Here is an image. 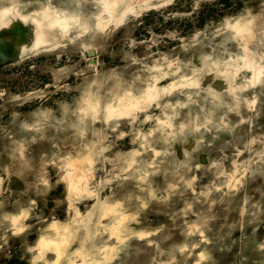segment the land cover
I'll return each mask as SVG.
<instances>
[{
	"label": "rangeland",
	"instance_id": "1",
	"mask_svg": "<svg viewBox=\"0 0 264 264\" xmlns=\"http://www.w3.org/2000/svg\"><path fill=\"white\" fill-rule=\"evenodd\" d=\"M112 2L0 0V264H264V0Z\"/></svg>",
	"mask_w": 264,
	"mask_h": 264
},
{
	"label": "bare ground",
	"instance_id": "2",
	"mask_svg": "<svg viewBox=\"0 0 264 264\" xmlns=\"http://www.w3.org/2000/svg\"><path fill=\"white\" fill-rule=\"evenodd\" d=\"M137 1H140V0H113V2H112V7H116V9L118 8V7H125V6H127V5H129L130 3H136ZM68 11V9L66 8V9H64V10H62V11H60L59 9H58V13H57V15L59 16V15H61V14H63V17H66V14H64V13H66ZM46 15H48V12H41L40 14H39V16L42 18V16H46ZM78 16H79V14H78ZM78 16H76V17H78ZM74 18H75V16H73ZM55 18H56V16H55ZM12 19V18H11ZM10 20V19H9ZM36 20V19H35ZM40 20V19H39ZM37 21V20H36ZM34 22V21H33ZM41 22V21H40ZM39 22V24H37V23H35V24H33L34 26H33V28H32V30L29 32V35L27 34L26 36L23 34L24 32L22 31H19L18 29L17 30H15L16 31V33L18 32V34H19V37H18V39H17V41L15 40V39H12L11 41H10V44L12 45V47H10L11 49H18L19 48V44H20V42H21V40L23 39H26L25 37H28L29 38V40H36V41H41V40H45V39H48V37H49V35H50V33H49V31H51V30H53V28H56V29H58V31L59 30H61L60 28H61V25L60 24H62V22L64 23V21H62L60 24H59V26L57 27V26H55V25H58V24H55L54 22H51V21H47V24L44 26V23L42 24V23H40ZM76 22H80V19L79 20H77L76 19ZM66 24V23H65ZM8 25V24H7ZM40 25V26H39ZM42 25V26H41ZM64 25V24H63ZM62 25V26H63ZM67 27H69V26H67ZM9 28V27H8ZM2 31H4V30H2ZM12 31H14L13 30V28H12ZM4 33H5V31L2 33L1 32V34H3V36H2V38L4 37ZM5 35H8V34H5ZM9 35H10V32H9ZM13 35H14V32H13ZM8 37L9 36H6V38H4V40L5 39H8ZM11 37V36H10ZM11 38H14V36H12ZM27 41V40H26ZM31 42V41H30ZM25 43V42H24ZM26 46V45H25ZM7 47V46H6Z\"/></svg>",
	"mask_w": 264,
	"mask_h": 264
}]
</instances>
